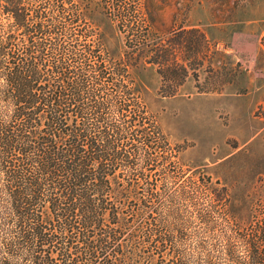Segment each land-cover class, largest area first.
<instances>
[{"label": "trees", "instance_id": "trees-1", "mask_svg": "<svg viewBox=\"0 0 264 264\" xmlns=\"http://www.w3.org/2000/svg\"><path fill=\"white\" fill-rule=\"evenodd\" d=\"M123 5L0 0V264H264L260 204L168 193L180 149L133 76L134 49L77 42Z\"/></svg>", "mask_w": 264, "mask_h": 264}, {"label": "rangeland", "instance_id": "rangeland-1", "mask_svg": "<svg viewBox=\"0 0 264 264\" xmlns=\"http://www.w3.org/2000/svg\"><path fill=\"white\" fill-rule=\"evenodd\" d=\"M130 2L95 18L86 33L96 38L77 42H106L123 59L134 49L133 76L180 149L182 173L168 193L182 185L180 204L264 208V0ZM10 23L2 16L5 33Z\"/></svg>", "mask_w": 264, "mask_h": 264}]
</instances>
